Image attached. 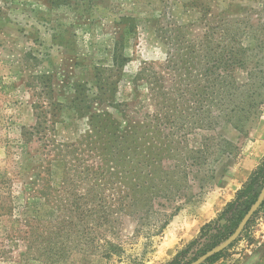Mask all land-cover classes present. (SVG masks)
Instances as JSON below:
<instances>
[{
    "label": "rangeland",
    "instance_id": "obj_1",
    "mask_svg": "<svg viewBox=\"0 0 264 264\" xmlns=\"http://www.w3.org/2000/svg\"><path fill=\"white\" fill-rule=\"evenodd\" d=\"M219 60L250 85L235 100L264 99V0H0V264H192L221 245L264 186V105L242 132L211 127L197 84ZM155 161L167 176L141 186ZM201 264H264V199Z\"/></svg>",
    "mask_w": 264,
    "mask_h": 264
},
{
    "label": "trees",
    "instance_id": "obj_2",
    "mask_svg": "<svg viewBox=\"0 0 264 264\" xmlns=\"http://www.w3.org/2000/svg\"><path fill=\"white\" fill-rule=\"evenodd\" d=\"M257 50L258 51L261 50V44L259 47H257ZM222 63L223 62L221 60H219L217 63H215L211 66V69L206 67V65H205L206 69L204 71V74H201V76H200L201 77V84H197V85L200 86V88L203 90V93H204V90L208 91V96L211 97V102L215 101L214 105H212V106L210 104L208 105L209 109H212L215 107V110L213 111V113L216 112L215 116H213L214 120H213V122H211V127H212V125H217V123H219L218 120L221 119L222 122L231 123V127L234 130H236L238 132H242V128H240L237 124L240 123L242 120H247L249 117H250V119L255 118L258 114L257 110H255V109L261 105H264V99L256 102L253 99L254 96L252 94H249L246 96V98H245L246 100L245 99L235 100L234 97H236V95H237V94H235V92H240V94H244L245 92H247L250 89L249 88L250 85L249 84L246 85L247 89H245L244 87H241V86H235V82L233 80H231L232 78L229 77V73H226V72H222L221 75H219V74L214 75V69L215 68L217 69L219 65L224 67L222 65ZM215 65H217V66H215ZM238 65L241 66L242 62H239ZM229 90H233V91L235 90V91L231 92ZM222 93L227 94L228 96H231V99H228L226 101V103L222 104V106L224 105V109L220 111V110H218V106H220L219 105L220 100L216 101L215 99L218 96L222 95ZM236 111H239L242 115L236 116V121L233 122L234 116H232V115ZM179 120L182 121L180 118H179ZM179 126H180V131H182V129L184 128V124H179ZM183 136L185 137V134ZM225 143L227 145H230L226 141H225ZM167 144H169V146H170L169 142H167ZM217 144L219 145V143L216 142V143H214L213 146L216 147ZM166 146H167L166 142L162 144V147H166ZM176 146H178L176 148V150L180 151L178 158L175 160L178 163L176 167L185 168L184 167L185 162L188 159L193 160L191 158V155L193 154V150H188V144L184 138L181 139L179 142H177ZM159 149H160V147H156L157 151ZM184 151H189V153H187L188 154L187 156H185ZM222 152H223V150L221 151V153ZM211 153L214 154L215 150H213V152H211ZM155 163H156V161L147 165V167H151V168H149L150 173L149 174L147 173L145 178H149V179L143 180L141 182V186H160L161 183L163 182V180L161 178L153 177V175L154 174H157V175L164 174V176H167V174L164 173L163 168L160 167L159 162L157 163V166H155ZM255 180H256V176H253V179L248 183V186L245 187V190L241 191L237 200H240L242 197H244V195L246 193H248L252 189L253 186H251V185ZM156 181H159V185H154V183ZM123 186H127V184L124 183ZM259 188L261 189V187H259ZM258 194H259V191L256 190V191H254L252 196L249 198L250 201H246L244 203L242 202V203L237 204L238 210L236 211L234 218L229 222L230 223L229 225L224 227V230H223V232H221L219 239L215 242L214 245H212V247H214V246L218 245L219 243H221L222 241L226 240L228 237H230L234 233L235 229L237 228V226L240 223L241 219L243 218L244 214L248 211L250 206L253 203H255ZM118 210H121L120 205H118ZM61 222L58 223V221L55 220L56 224H61ZM29 228H30V226H29ZM53 228H57V227L52 226L50 223H48V225L43 229L44 233L42 235L43 236L50 235L51 234L50 231ZM33 235H34V232H33ZM57 237H60V236H57ZM57 244L59 245V247L64 246V244L62 242H58ZM218 256L219 255H216V257H218Z\"/></svg>",
    "mask_w": 264,
    "mask_h": 264
},
{
    "label": "water",
    "instance_id": "obj_3",
    "mask_svg": "<svg viewBox=\"0 0 264 264\" xmlns=\"http://www.w3.org/2000/svg\"><path fill=\"white\" fill-rule=\"evenodd\" d=\"M263 199H264V186H263V188H262L257 200L252 205V207L248 210V212L245 214V216L243 217V219L239 223V225L236 228V230L234 231V233L227 240H225L221 245H219L218 247H216V248L212 249L211 251L207 252L205 255H203L200 258H198L192 264H201L203 261L208 259L210 256L215 255V254L223 251L231 243H233L236 240V238L239 236V234L242 232V230L245 227V225L247 224V222L250 220V218L256 212V210L258 209V207L261 204V202L263 201Z\"/></svg>",
    "mask_w": 264,
    "mask_h": 264
}]
</instances>
